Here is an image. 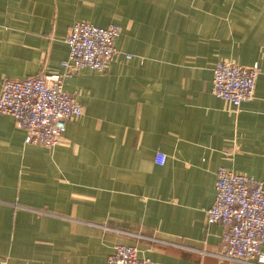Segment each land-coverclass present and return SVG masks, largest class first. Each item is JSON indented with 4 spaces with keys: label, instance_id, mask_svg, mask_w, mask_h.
<instances>
[{
    "label": "crops",
    "instance_id": "obj_1",
    "mask_svg": "<svg viewBox=\"0 0 264 264\" xmlns=\"http://www.w3.org/2000/svg\"><path fill=\"white\" fill-rule=\"evenodd\" d=\"M81 20L117 24L121 54L64 78L82 113L58 144L25 143L0 113L5 264H106L116 244L156 264H256L218 256L225 226L206 210L219 167L264 182V0H0V89L63 72ZM218 60L260 67L237 109L213 94Z\"/></svg>",
    "mask_w": 264,
    "mask_h": 264
},
{
    "label": "built area",
    "instance_id": "obj_2",
    "mask_svg": "<svg viewBox=\"0 0 264 264\" xmlns=\"http://www.w3.org/2000/svg\"><path fill=\"white\" fill-rule=\"evenodd\" d=\"M120 27L111 23L98 26L81 20L74 22L65 38L68 54L60 73H43L24 79L6 78L0 89V113L11 115L24 131V142L53 148L65 131L67 122L78 117L82 108L73 94L63 88V80L80 69L104 72L121 52L115 47ZM130 58V54H125ZM257 62L249 66L218 60L213 67V94L237 109L253 98ZM165 155L157 153L161 165ZM215 201L206 210L208 223L225 226L223 248L218 256L229 261L264 264V182L225 167L216 171ZM0 264H5L0 257ZM106 264H156L139 256L135 246L116 244Z\"/></svg>",
    "mask_w": 264,
    "mask_h": 264
}]
</instances>
